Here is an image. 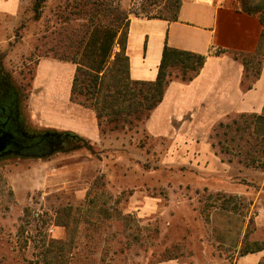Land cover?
Instances as JSON below:
<instances>
[{
    "label": "rangeland",
    "instance_id": "374dc122",
    "mask_svg": "<svg viewBox=\"0 0 264 264\" xmlns=\"http://www.w3.org/2000/svg\"><path fill=\"white\" fill-rule=\"evenodd\" d=\"M35 1L20 0L16 15L0 14V59L25 96L32 130L27 113L32 75L41 58L60 55L64 29L79 27L78 0H47L39 18ZM126 2L128 8L124 0L122 8L129 10L132 0ZM263 59L264 36L260 53L246 58L253 77ZM145 123L107 132L101 142H92L93 152L80 148L47 158L1 159L0 264H46L37 245L45 233L68 240L57 218L58 209L67 206L85 208L86 218L58 264H234L238 246L264 245L263 161L249 165L228 151L222 144L225 127L202 152L150 136ZM26 207L33 209L36 224L25 234L30 243L24 248L19 229Z\"/></svg>",
    "mask_w": 264,
    "mask_h": 264
},
{
    "label": "crops",
    "instance_id": "0c3cea01",
    "mask_svg": "<svg viewBox=\"0 0 264 264\" xmlns=\"http://www.w3.org/2000/svg\"><path fill=\"white\" fill-rule=\"evenodd\" d=\"M180 1L177 21L132 17L127 45L130 76L135 81H155L166 44L208 55L194 80L171 81L163 102L145 123L150 136L187 143L194 150L198 146L203 152L209 150L219 123L232 116L264 114V59L258 77L247 73L243 62L258 51L264 24L260 14L244 11L241 2ZM19 3L0 0V14L16 15ZM76 70L70 61L40 59L27 102L30 125L40 131H72L99 143L102 135L96 112L71 99ZM240 250L238 246L234 264L264 262V250L247 255ZM161 264L187 263L169 260Z\"/></svg>",
    "mask_w": 264,
    "mask_h": 264
},
{
    "label": "trees",
    "instance_id": "16d2710c",
    "mask_svg": "<svg viewBox=\"0 0 264 264\" xmlns=\"http://www.w3.org/2000/svg\"><path fill=\"white\" fill-rule=\"evenodd\" d=\"M46 1H35L36 18H39L42 4ZM122 1L78 0L74 20L79 27H74L72 30L64 29L60 55L54 56L59 60L70 61L77 65L71 99L96 112L101 135L116 130L132 129L146 122L163 102L171 81L179 80L188 83L194 80L208 58V55L177 50L166 44L156 80L152 82L132 80L130 58L127 55L132 17L177 21L181 1L132 0L129 10L122 8ZM242 8L248 13L260 14L264 24V0H243ZM67 24H72L69 18H67ZM261 48L262 43L255 55L260 53ZM223 52L217 51L215 54ZM255 55L245 56L243 59L247 73L250 72V67L249 60L246 58ZM236 58L239 59V57ZM260 70L257 71L256 77L259 76ZM34 75L35 72L32 75L33 78ZM24 99L23 92L15 85L13 78L4 67L3 60L0 59V119L5 117L3 108L9 112L13 110L14 103L19 105L25 126V114L22 109ZM221 127L227 129L223 133L224 141L222 142L227 146V150H234L237 156L243 157L241 161H248L249 165H259L263 161L261 166L264 167V114H242L240 120L237 119L227 124L221 122L215 127L212 136L218 134ZM35 133L44 135L40 137L41 146L47 149L45 151L36 149L37 155L31 156L33 158L51 156L48 144L52 140L61 142L54 152H72L80 148L94 151L92 141L72 131L45 130ZM98 184V180L93 182L88 196ZM57 212L58 224L66 228L69 238L63 243L49 239L46 233L43 235V238L39 240L42 244L37 246L43 249L42 255L46 264H58L57 262L61 261L65 256L66 246L72 247L76 242L79 226L86 218L85 208L81 206H67L58 209ZM60 213H63L62 217ZM49 221L50 219L44 221L42 227L46 226ZM22 222L19 238L25 239L22 247L26 248L30 240L25 234L30 232L36 224L33 209L25 208ZM263 250L264 245L261 244L256 245L255 248L246 245L241 248L240 254L247 255Z\"/></svg>",
    "mask_w": 264,
    "mask_h": 264
},
{
    "label": "flooded vegetation",
    "instance_id": "af4514ba",
    "mask_svg": "<svg viewBox=\"0 0 264 264\" xmlns=\"http://www.w3.org/2000/svg\"><path fill=\"white\" fill-rule=\"evenodd\" d=\"M23 109V113L25 114V110ZM4 118L0 119V127L3 132H10L15 136L13 143H11L8 148V154L4 156H18L23 158H33L31 156L37 155L35 150L45 151L47 148L41 146V139L44 135H37L35 132H40L35 128L30 129L29 123L25 118L23 125V116L20 114L19 105L13 103V110L7 112L6 108H3ZM26 115V114H25ZM26 117V116H25ZM48 136V135H47ZM55 139V138H53ZM58 140V138H57ZM61 145V142L52 140L49 146V153L53 154L56 148ZM3 158V157H1Z\"/></svg>",
    "mask_w": 264,
    "mask_h": 264
},
{
    "label": "water",
    "instance_id": "95a60500",
    "mask_svg": "<svg viewBox=\"0 0 264 264\" xmlns=\"http://www.w3.org/2000/svg\"><path fill=\"white\" fill-rule=\"evenodd\" d=\"M15 136L10 132H3L0 130V158L8 154L7 148L13 143Z\"/></svg>",
    "mask_w": 264,
    "mask_h": 264
},
{
    "label": "built area",
    "instance_id": "2783aa9c",
    "mask_svg": "<svg viewBox=\"0 0 264 264\" xmlns=\"http://www.w3.org/2000/svg\"><path fill=\"white\" fill-rule=\"evenodd\" d=\"M240 2V0H233V3Z\"/></svg>",
    "mask_w": 264,
    "mask_h": 264
}]
</instances>
